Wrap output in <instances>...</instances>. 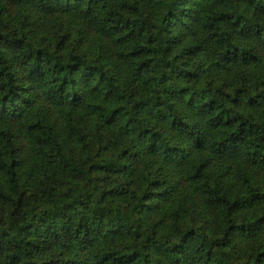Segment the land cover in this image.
Returning <instances> with one entry per match:
<instances>
[{
  "label": "trees",
  "instance_id": "obj_1",
  "mask_svg": "<svg viewBox=\"0 0 264 264\" xmlns=\"http://www.w3.org/2000/svg\"><path fill=\"white\" fill-rule=\"evenodd\" d=\"M0 264H264V0H0Z\"/></svg>",
  "mask_w": 264,
  "mask_h": 264
}]
</instances>
